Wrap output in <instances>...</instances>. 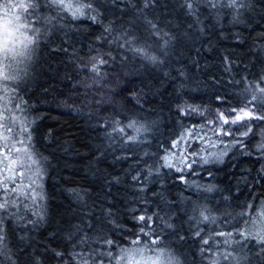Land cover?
<instances>
[{
	"label": "snow or ice",
	"instance_id": "obj_1",
	"mask_svg": "<svg viewBox=\"0 0 264 264\" xmlns=\"http://www.w3.org/2000/svg\"><path fill=\"white\" fill-rule=\"evenodd\" d=\"M207 6L217 14L227 8L239 22L245 9L260 7L264 11V0H259L258 5L248 0H207ZM157 8L158 0H110V4L104 0H0L3 264H22L21 257L23 264H197L195 255L190 256V249L183 247L189 241L196 246L199 264H264V192L260 193L259 205L246 199L238 204L239 211L217 212L208 203L209 194L231 193V185L221 188L208 181L189 179L199 177L201 172L215 179L217 172L212 169L225 165L229 159L235 160L236 153L258 157L253 162L255 175L248 170L247 175L237 179L236 192L243 194L241 180L246 188H264V127L257 129V125H264V68L258 79L244 87L238 107L226 106L227 96L231 95L227 91L214 96L221 105L215 109L192 103L195 97L191 93L176 95L174 98L180 101L174 109L179 131L167 138L159 133V118L133 117L125 121V112L147 103L146 89L135 82L143 70L151 67L173 81L187 77V69L178 60V67H174L173 55L177 46L190 38L193 25H186L188 31L181 32L179 25L162 20L163 14L158 15ZM180 8L203 32L204 24L198 15L200 0H183ZM117 11L121 13L119 17L115 16ZM69 15L76 19L87 16L101 25L86 51L72 47L68 35L71 29L66 22ZM236 39H240L239 34ZM45 46L52 54L67 56L75 67L71 75L65 72L62 79L52 69L53 83L42 93L56 91L57 84L62 91L67 83L70 98L82 95V103L98 106L99 111L89 118L106 131L96 147V162L105 161L107 149L112 150V162L111 171L97 169V174H103L109 190L124 183L132 196L112 206H106L111 196H105L99 204L92 202L88 213L75 224L49 232L52 243L46 241L43 252L37 255L35 249L29 252L30 232L47 222L42 181L51 157L37 147V121L41 117L33 114L25 90L36 78L35 65ZM81 52L85 54L81 56ZM223 61L230 69V57L224 56ZM215 83L219 86V81ZM179 87L184 89L187 85ZM71 107L81 111L77 105ZM105 108L111 111L105 113ZM193 119L200 122L184 123ZM51 137L52 129H48L44 138ZM253 139L258 141L254 145ZM175 182H181V188L193 189V197L176 193L173 198L171 189ZM150 184H158L159 188L148 196ZM70 191L87 207L85 190ZM232 199L231 195L222 197L225 203ZM9 221L14 231L20 232L18 242L24 247H8ZM216 228L221 230H212ZM125 232L129 233L127 238Z\"/></svg>",
	"mask_w": 264,
	"mask_h": 264
},
{
	"label": "trees",
	"instance_id": "obj_2",
	"mask_svg": "<svg viewBox=\"0 0 264 264\" xmlns=\"http://www.w3.org/2000/svg\"><path fill=\"white\" fill-rule=\"evenodd\" d=\"M104 2L110 4V0H104ZM158 2L159 8L155 11L158 15L163 14L161 15L162 20H170L173 24L179 25L181 32L188 31L186 25H193L189 31L190 38L178 45L173 55L174 67H178L175 64V61L178 60L179 64L184 65L187 69V77L173 81L166 79L159 70L153 71L151 67L143 70L140 75L135 77V82L138 86L146 89L147 103L143 107L133 108L130 113L125 112L122 119L126 121L133 117L140 120L159 118V133L167 138L171 133L179 131L178 118L175 117L174 109L175 104L180 101L174 97L180 93H191L195 97L194 100H191L192 103L210 105L215 109L221 105L215 102L214 96L227 91L231 95L227 96L229 104L226 106H241L242 90L247 84L258 79L261 75L260 70L264 68V37L261 36V33H264V19H261L264 11L260 7L245 9L240 21L237 22L233 19L231 10L220 9L217 14L208 8L207 0H200L198 15L204 24V31L201 32L198 26L193 23V18L186 14V10L180 8L183 0H158ZM248 2L259 4V0H248ZM52 14L55 15V12ZM120 15L119 11L115 12L116 17ZM66 22L71 29L68 35L72 47L84 48L85 51L93 36L101 30V25L90 21L87 16L76 19L69 15ZM237 34L240 39H236ZM56 39L59 42V37ZM67 46L65 44V47ZM84 54V52L80 53L81 56ZM224 56H229L231 59L230 69L223 61ZM74 67L67 56L52 54L45 46L35 65L36 78L25 90L26 98L33 105V114L41 117L37 121L40 133L37 138V147L44 155L51 157L47 174L42 181L47 197L42 201L46 204L47 222L39 225L38 230L30 232L32 239L29 252L35 249L37 255L43 252L46 241L52 243V238L48 235L49 232L57 228H66L69 224H75L77 220L88 213L92 202L99 204L103 202L105 196H111L106 206H112L118 202L122 203L126 197L132 196V192L128 191V186L124 183L109 190L104 182L103 174H97V169L111 171L110 164L112 162L111 149H107L109 154L103 163L97 164L96 162V147L104 140L103 132L106 131L104 128H97L94 120L89 118L90 115L94 116L99 111L98 106L82 103V95L70 98V86L67 83L62 91L60 85L57 84L56 91H50L47 95L42 93V89L48 88L53 83L52 69L57 71V78L62 79L65 72L71 75ZM172 76H176L175 71L172 72ZM212 77H215V81H219V86L212 80ZM245 77L247 79H244ZM181 84H186L187 87L181 89L179 87ZM72 105H77L81 111H76L71 107ZM89 107H91V113ZM169 108H172L173 111L170 112ZM109 111H111L110 108L104 109L105 113ZM211 117L212 114H209L207 118ZM199 122L198 119H193L184 123L187 125ZM260 127H264V125H257V129ZM48 129H52V137L45 139ZM129 134H131V130H129ZM257 142L256 139L252 140L253 145ZM152 150L155 151V147ZM119 154L117 151L116 155ZM233 154L237 156L235 160L229 159L225 165H218L217 169H212L217 172L215 179L207 177L203 172L199 177H189V179H200L220 185L221 188L231 185V193L217 191L215 194H209L208 203L217 212L230 209L239 211L238 204L246 199L254 200L259 205L260 193L264 192V188L249 189L244 187L243 180L240 181L243 194L236 192L237 179L247 175L248 170H251L252 175H255L253 162L258 157ZM233 164L236 167H233ZM117 172H119V167H117ZM180 183L175 182L172 186L173 198L176 193L193 197L194 190L187 187L181 188ZM74 188L83 189L88 193L87 207H83L82 203L70 191ZM158 188V184L154 186L150 184L146 194L151 196V192ZM249 192L252 195H249ZM227 195H231L233 199L225 203L222 197ZM39 208L40 205L37 204V209ZM94 214L98 216L99 212ZM126 221L127 218H125ZM212 230L220 231L221 229ZM9 232V240L6 242L8 247L13 250L17 247H24L18 242L20 232L14 231L10 221ZM124 236L127 238L129 233L125 232ZM183 247L190 249V256L195 255L197 264H199L200 257L195 251L196 246L189 241ZM253 251H256L254 243ZM23 259L21 257L22 264ZM0 264H3V257H0Z\"/></svg>",
	"mask_w": 264,
	"mask_h": 264
}]
</instances>
